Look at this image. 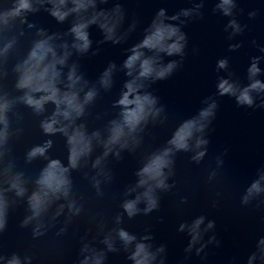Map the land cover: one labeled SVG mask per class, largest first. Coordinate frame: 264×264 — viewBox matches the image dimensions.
<instances>
[{
  "label": "water",
  "instance_id": "1",
  "mask_svg": "<svg viewBox=\"0 0 264 264\" xmlns=\"http://www.w3.org/2000/svg\"><path fill=\"white\" fill-rule=\"evenodd\" d=\"M30 3L32 11L20 10L0 24V49L11 44L0 55V97L10 104L4 113L6 139L0 144V195L6 205L0 264H9L13 257L20 264H81L85 256L91 264L93 254L102 256L101 264H134L130 256L136 243L145 244L155 255L150 264H249L250 257H254L251 264H264V244L260 243L264 240V90L249 91L251 105L237 101L252 82L264 84V0H232L228 14L219 6L221 0H94L93 6L70 12L62 21L51 15L49 0ZM17 4L18 0H0V13L12 12ZM72 7L67 0L62 10ZM161 10L163 22L178 28L184 39L180 53L140 49L160 66L175 65L164 78L138 81L143 85L139 93L155 98V108L160 111L149 116L126 147L114 146L105 156L111 122L120 119L122 110L116 101L132 79L126 75L124 61L148 34ZM96 14L102 15L85 29L89 46L78 51L70 29ZM102 23L113 28L110 39L100 27ZM48 38L57 57L68 53L64 64L56 65L60 73L57 88L68 91L67 76L74 68L81 78L73 89L79 99L87 91H95L80 117L71 123L57 118L68 126L69 135L76 128L83 131L91 150L81 157L77 168H69L68 197L53 200L40 216L25 224L32 216L28 197L39 190L36 180L42 169L51 159L69 165L67 136L45 134L41 128L55 105L48 102L42 112H34L19 100L24 90L15 87L17 65L36 41ZM221 60L226 62L223 68L218 66ZM253 63L259 69L254 76L249 73ZM110 66V86L105 88L101 78ZM222 80L233 85L235 94L220 93ZM213 105L212 115L201 121L203 130L193 132L188 141L189 149L173 151L172 164L164 169L169 187L154 190L157 207L145 213L141 198L139 211L128 217L123 202L144 191L137 187V172L154 153L171 147L168 141L185 122L199 120L200 113ZM197 138L206 143L196 148ZM49 140L51 147L44 156L28 160L33 147ZM198 151L203 156L193 160ZM98 158L100 164L93 167ZM18 174L23 196L9 188ZM253 183L261 191L249 195ZM69 202L79 211H70ZM200 217L199 237L190 246V228ZM209 221L211 228L207 227ZM119 229L135 240L125 246L117 234Z\"/></svg>",
  "mask_w": 264,
  "mask_h": 264
},
{
  "label": "clouds",
  "instance_id": "2",
  "mask_svg": "<svg viewBox=\"0 0 264 264\" xmlns=\"http://www.w3.org/2000/svg\"><path fill=\"white\" fill-rule=\"evenodd\" d=\"M49 2L53 4L51 15L60 21L64 20L70 12L79 13L81 10H86L89 6L94 5V0H71L73 7L62 10L67 0H49ZM231 3L232 0H221L219 6L223 8L225 14H228ZM20 10L32 11L30 0H18V4L12 12L0 13V24L6 23L8 16L17 15ZM99 15L102 14L93 15L91 19L86 21L82 20L74 24L70 29L75 40L78 41V43L73 44V47L78 51L83 52L87 50L90 42L85 29L88 24L96 22L97 16ZM185 15H187V13H185ZM163 16L164 13L161 10V12L158 13V19L153 21L151 28L148 30V34L145 35L144 39L139 44L131 49V55L124 61V68L128 70L126 75L132 77V79L125 83L124 88L126 90L122 92L120 98L116 101V104L121 106L122 110L120 112V119L111 122V128L109 129L110 135L104 142L105 156H107L109 151H112L114 146L118 145L119 148L126 147L128 139H135L133 133L137 132L142 124L147 123L149 116L155 117L160 111V109L155 108V98L147 93H139L138 90L142 88L143 85L138 83V81L141 80V78L147 79L149 77L154 79L164 78L175 66L174 63L160 66L157 64L154 57H145L140 49L147 48L149 50L165 52L171 55L173 53H180L183 47L181 43L184 39L183 34L179 32L178 28L165 24L162 19ZM172 19H175V17H172ZM232 26L236 29L234 22ZM100 27L106 30V38L110 39L113 28L103 23ZM49 39L51 38L36 41L27 57L21 64L17 65L16 71L19 75L15 87L19 90H24V94L19 97V100L32 108L34 112H42L44 110V105L48 102H52L55 105V111L52 113V116L41 122V128L45 134L50 135L61 132L67 136V142L70 145L69 165L68 167H64L58 160L51 159L42 169L39 178L36 180L39 190L33 192L28 197L32 216L24 221L25 224L28 223V220L40 216L41 212L45 211L53 200L59 199L61 196L64 198L68 197L71 188V181L67 175L69 168H77L81 157H86L91 150L90 139L85 136L83 131L76 128L73 129L72 133L69 135L67 132L68 126L62 124L61 120L57 118L60 117L62 120L71 123L72 120L80 117L84 112V106L93 100L95 91L89 90L85 93L82 101L79 99L78 93L73 89L81 78L75 74L74 68L70 69L67 76L69 81L67 85L68 91L61 92V90L57 88L56 84L60 73L56 65H63L68 53H64V55L57 57L55 50L48 42ZM169 40L173 42L168 43ZM10 47L11 44H5L4 47L0 49V55L6 53ZM49 56L51 57L50 59H48ZM137 62L139 63L137 64ZM225 64L226 62L223 60L218 62V66L221 68H223ZM111 67L112 66L104 72L101 78V84L105 88L110 86ZM258 71L259 69L256 67V64L253 63L249 69L250 75L254 76ZM133 72L136 74L133 75ZM218 89L221 94H235L236 91L233 85L226 80H222L218 84ZM252 89L264 90V84L258 80L252 82L239 93L237 96L238 103L251 105L253 101L249 95V91ZM34 93H42V95L37 97L33 95ZM9 107V102L0 97V125L4 126L0 128V144H3L6 139L5 130L7 128V119L4 113ZM212 107H214V105L203 110L200 113L199 120L185 122L168 141L171 147H166L162 151L154 153L137 172V176L139 177L137 187L144 188V191L138 194L135 199L123 202L122 208L128 217L134 216L139 211L137 204L141 201V198H143L146 205L143 210L145 213L157 207V199L154 195V190L167 189L169 187L165 182L166 176L164 169L170 168L172 164L170 157L173 151H186L189 149L188 141L192 138L193 132H201L203 130L205 124L201 121H205L212 115ZM93 136H98V133H93ZM205 143V140L197 138L195 147L199 148ZM50 147V140L45 141L42 146L33 147L27 153L28 160L37 156H44L47 149ZM116 154L118 155V152ZM203 154L202 151H198L192 159L199 161ZM99 164L100 159L98 158L93 163V167ZM96 183L98 184L99 182L97 181ZM9 188L15 190L17 196H23L25 194V189L21 185L19 174L12 177L9 182ZM253 191H261L258 183L252 184L251 188L248 189V194L251 195ZM244 202H247V196L244 198ZM5 206L3 196L0 195V230L4 227L3 217ZM62 207L63 206H61V208ZM68 208L70 211H79V208L74 209V202H69ZM202 221L203 217L198 218L190 228L192 237L190 246L191 243L195 242L199 237L198 228ZM117 222H119V217H117ZM39 227L40 225L37 224V228ZM207 227H212L211 221H209ZM180 228L183 230L184 225L181 224ZM117 234L125 246L135 240V236L130 235L123 229H119ZM105 243L108 245L109 250H113L111 243L107 239ZM260 243L264 244V240H261ZM158 251H163V249H158ZM253 258L254 257L249 258V264H251ZM89 259L88 256H85L81 264H89ZM130 259L134 261V264H150V261L155 259V255L148 251L145 244L136 243L135 250L132 252ZM101 260L102 256L93 254L91 257V264H101ZM9 264H20V261L16 257H13V259L9 261Z\"/></svg>",
  "mask_w": 264,
  "mask_h": 264
}]
</instances>
